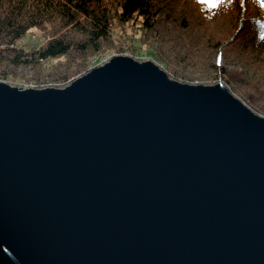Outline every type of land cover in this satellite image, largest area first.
<instances>
[{
  "label": "water",
  "instance_id": "1",
  "mask_svg": "<svg viewBox=\"0 0 264 264\" xmlns=\"http://www.w3.org/2000/svg\"><path fill=\"white\" fill-rule=\"evenodd\" d=\"M0 264H264V116L127 55L0 81Z\"/></svg>",
  "mask_w": 264,
  "mask_h": 264
},
{
  "label": "trees",
  "instance_id": "2",
  "mask_svg": "<svg viewBox=\"0 0 264 264\" xmlns=\"http://www.w3.org/2000/svg\"><path fill=\"white\" fill-rule=\"evenodd\" d=\"M173 1L0 0V76L6 78L9 66L43 65L68 60L74 55L73 61L81 66L66 73L63 79L67 80L86 66L87 59L101 53L104 42L116 31L115 24H133L138 31L145 32H157L161 21L187 27L185 17L177 22L179 19L170 15ZM185 1L197 7L207 20L221 17L225 10H237L228 22L230 39L211 34V41L215 42L211 46L212 54L217 57L223 53L227 56L226 52L238 54L245 71H224L225 80L242 94L252 109L264 112V0H216L214 8H209L203 0ZM33 29L48 30L47 41L33 50L20 46L19 42ZM134 45L139 47L140 40Z\"/></svg>",
  "mask_w": 264,
  "mask_h": 264
},
{
  "label": "rangeland",
  "instance_id": "3",
  "mask_svg": "<svg viewBox=\"0 0 264 264\" xmlns=\"http://www.w3.org/2000/svg\"><path fill=\"white\" fill-rule=\"evenodd\" d=\"M236 14L237 10H225L221 17L207 20L191 2L174 0L170 15L172 18L179 19L177 22H182V18L185 17L187 27H183L179 23L174 25L172 22L161 21L162 24L158 26L157 32H145L138 31L133 24L127 26L115 24L116 31H114L113 37L104 42L101 53L87 59L86 66L67 80L63 79V76L81 66L73 61L74 55H71L68 60H54L43 65L9 66L6 68L8 75L6 78L3 75L0 76V81L24 89L35 88L27 87L30 84L42 85H38L40 88H63L56 87L54 84L62 81L61 84L65 86L87 74L93 68L105 64L114 56L127 55L141 62L151 60L163 68L171 78L183 83L215 85L223 82L237 98L251 108L242 98V94L234 91L233 85L226 82L223 74L224 71L231 73L245 71L243 61L239 59L238 54L226 52L228 57H237L239 60L226 58L225 53L218 57L212 54L211 46L215 42L211 41V34L222 36L224 40L230 39L231 34L227 32L229 30L228 22L230 23V18ZM46 31L48 33V30L45 29ZM45 32L33 29L19 42V45L33 50L34 47L47 41L48 37ZM137 40H140L141 43L139 47L134 45ZM156 55L159 57L156 58ZM161 58L168 64L160 61ZM252 110L264 116V112Z\"/></svg>",
  "mask_w": 264,
  "mask_h": 264
},
{
  "label": "snow or ice",
  "instance_id": "4",
  "mask_svg": "<svg viewBox=\"0 0 264 264\" xmlns=\"http://www.w3.org/2000/svg\"><path fill=\"white\" fill-rule=\"evenodd\" d=\"M204 3H206L209 8H214L217 6L216 0H203Z\"/></svg>",
  "mask_w": 264,
  "mask_h": 264
},
{
  "label": "built area",
  "instance_id": "5",
  "mask_svg": "<svg viewBox=\"0 0 264 264\" xmlns=\"http://www.w3.org/2000/svg\"><path fill=\"white\" fill-rule=\"evenodd\" d=\"M38 85H39V84H30V86H27V87H35V88L38 87V88H40L39 86H42V85H39V86H38ZM54 85H55L56 87H63V88H64V87L68 86L69 84H67V85H65V86L62 85V84H54ZM46 88H47V87H46Z\"/></svg>",
  "mask_w": 264,
  "mask_h": 264
}]
</instances>
